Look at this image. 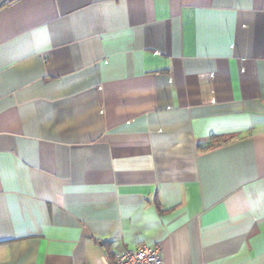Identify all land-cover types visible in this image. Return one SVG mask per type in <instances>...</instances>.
<instances>
[{"label": "crops", "instance_id": "0c3cea01", "mask_svg": "<svg viewBox=\"0 0 264 264\" xmlns=\"http://www.w3.org/2000/svg\"><path fill=\"white\" fill-rule=\"evenodd\" d=\"M143 243L264 264V0H0V264Z\"/></svg>", "mask_w": 264, "mask_h": 264}, {"label": "built area", "instance_id": "2783aa9c", "mask_svg": "<svg viewBox=\"0 0 264 264\" xmlns=\"http://www.w3.org/2000/svg\"><path fill=\"white\" fill-rule=\"evenodd\" d=\"M110 264H164L162 247L143 243L115 254Z\"/></svg>", "mask_w": 264, "mask_h": 264}, {"label": "trees", "instance_id": "16d2710c", "mask_svg": "<svg viewBox=\"0 0 264 264\" xmlns=\"http://www.w3.org/2000/svg\"><path fill=\"white\" fill-rule=\"evenodd\" d=\"M216 142H219V141H217V139H216Z\"/></svg>", "mask_w": 264, "mask_h": 264}]
</instances>
